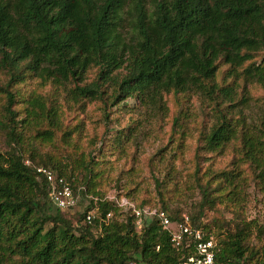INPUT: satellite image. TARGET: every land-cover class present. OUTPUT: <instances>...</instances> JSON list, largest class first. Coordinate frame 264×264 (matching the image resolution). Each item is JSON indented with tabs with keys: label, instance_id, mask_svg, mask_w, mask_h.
<instances>
[{
	"label": "trees",
	"instance_id": "1",
	"mask_svg": "<svg viewBox=\"0 0 264 264\" xmlns=\"http://www.w3.org/2000/svg\"><path fill=\"white\" fill-rule=\"evenodd\" d=\"M263 49L264 0H0V73L7 76L0 84L7 145L0 153V264H185L195 255L187 240L174 247L157 219L142 216L139 228L131 208L96 192L105 172L101 149L82 155L76 165L83 186L61 159L48 153L39 158L34 143L52 145L59 131L68 141L75 131L61 130L55 92L50 106L38 93H22L29 78L64 88L73 84L66 90L68 101L98 102L104 114L128 99L160 105L171 91L204 96L214 103L216 121L201 136L200 149L218 153L239 142L240 160L264 196V103L255 118L247 117L248 98L236 101L234 85L215 81L222 63L230 67L229 76L264 90V56L260 64L254 60ZM92 69L95 76L88 80ZM27 140L29 155L24 154ZM39 167L63 178L75 196L91 197L75 225L62 214L69 211L50 203V187L36 174ZM237 178L236 169L212 175L217 185L201 186L200 211L185 214L206 238L212 236L200 222L202 209L220 197L237 201L244 182L235 183ZM110 198L122 196L115 192ZM49 204L54 214L47 213ZM158 209L172 223L183 215L170 216L164 203ZM123 213L125 220H119ZM254 228L264 235V226ZM251 233V223L243 222L223 236L215 263L247 264L258 254L246 244ZM253 264H264V247L262 259Z\"/></svg>",
	"mask_w": 264,
	"mask_h": 264
},
{
	"label": "rangeland",
	"instance_id": "2",
	"mask_svg": "<svg viewBox=\"0 0 264 264\" xmlns=\"http://www.w3.org/2000/svg\"><path fill=\"white\" fill-rule=\"evenodd\" d=\"M263 56L264 49L256 54V64L261 63ZM229 69L228 65L220 63L215 81L218 86L234 85L236 101L242 96L249 100L248 107L243 109L244 114L255 118L264 103V90L256 83L244 82L242 77L229 76ZM95 73L96 70L92 69L87 75L88 80L93 79ZM6 79L7 76L0 73V84ZM66 87H57L51 81L44 82L32 76L21 91L23 94L38 93L47 106L52 103L55 92V102L63 117L61 130L75 131L68 141L59 131L52 145L34 143L39 158L48 153L61 159L74 171L76 184L83 186V174L75 169L76 165L82 155L101 149L106 160L102 166L105 172L96 192L109 198L117 192L134 206L146 203V206L159 208L164 203L170 216L197 214L202 206L201 186L210 181V188L214 189L217 182L210 179L212 175L236 169L238 178L235 183L244 178L237 201L229 202L220 197L213 204L204 206L200 222L208 226L216 245L226 234L235 233L243 222H250L252 233L246 244L258 254L246 262L253 264L262 259L264 235H259L254 227L264 226V196L255 187L248 164L240 160L239 142L229 144L218 153H206L200 149L201 136L216 121L213 102L195 92L174 94L171 91L162 95L160 105H144L128 99L116 107L107 108L104 114L98 102L68 101L66 90L69 86ZM4 103L0 94V153L7 150L6 132L2 127L5 123ZM232 117L237 115L232 113ZM46 128L44 124L42 129ZM30 150V141L27 140L24 154L29 155ZM90 199L79 196L77 208L62 213L63 216L75 225ZM47 213H55L50 204ZM125 214L118 219L125 220ZM93 233L97 235L96 231Z\"/></svg>",
	"mask_w": 264,
	"mask_h": 264
},
{
	"label": "built area",
	"instance_id": "3",
	"mask_svg": "<svg viewBox=\"0 0 264 264\" xmlns=\"http://www.w3.org/2000/svg\"><path fill=\"white\" fill-rule=\"evenodd\" d=\"M36 174L49 185V200L54 207L61 211H71L77 208L79 204L78 197L74 195L71 187L63 178L58 177L54 172L44 167L36 168ZM109 199L114 200L120 208H131L139 220L137 221L139 228L141 227L140 219L142 216L157 219L162 228L169 232L170 241L174 247H179L184 240L191 242L195 249V255L189 258L185 264H216L215 241L211 237L206 238L202 231L193 228L187 215L183 214L179 222L172 223L168 215L158 208H145L139 211L124 198L121 200ZM92 219L93 213L90 212L86 215L85 221L91 223Z\"/></svg>",
	"mask_w": 264,
	"mask_h": 264
}]
</instances>
